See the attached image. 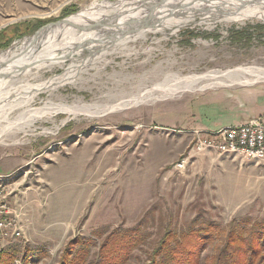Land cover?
I'll return each instance as SVG.
<instances>
[{"label":"rangeland","instance_id":"rangeland-1","mask_svg":"<svg viewBox=\"0 0 264 264\" xmlns=\"http://www.w3.org/2000/svg\"><path fill=\"white\" fill-rule=\"evenodd\" d=\"M116 1L0 0V53L48 24L78 18L93 4ZM189 1L187 11L196 17L211 13L210 5L203 3L212 0ZM180 2L170 0L169 8ZM166 4L156 0L150 6L155 19L162 17L158 14ZM259 4L264 6V0L243 7ZM150 11L143 20L152 17ZM203 19L192 20L175 33L153 31L145 39L129 40L130 55H105L103 61L82 67L72 84L41 91L30 105H0V111H10L0 112V187L7 193V217L21 229L19 237L0 236V250L14 244L27 246V264H59L64 248L91 241L87 261H96L108 243V249L112 244L118 247L104 257L107 264H148L166 231L172 230V244L190 232L191 249L203 246L201 259L208 260L223 247L230 227L239 226L244 234L252 231L253 237L235 242L236 248L246 254L249 246H259L264 252V230L255 227L264 221V163L192 149L195 131L203 134L241 123V117L256 110L259 97H264V79L255 80L257 73L240 75L241 84L227 81L177 91L166 99L94 116H69L60 110L64 105H115L162 84L168 73L188 76L244 66L264 69V19L224 21L211 15L208 25L199 23ZM238 34L248 39L239 40ZM100 35L91 36L98 42ZM124 38L40 70L28 85L59 77L72 62L102 53ZM27 107L58 110L50 119L46 115L34 121L30 133H13L8 125L24 123L26 112L20 110ZM181 161L183 167L178 168ZM124 231L136 240L115 236ZM111 236L116 240L106 242ZM243 252L238 257H244ZM114 253L117 257H110ZM14 264L21 262L16 259Z\"/></svg>","mask_w":264,"mask_h":264},{"label":"bare ground","instance_id":"bare-ground-1","mask_svg":"<svg viewBox=\"0 0 264 264\" xmlns=\"http://www.w3.org/2000/svg\"><path fill=\"white\" fill-rule=\"evenodd\" d=\"M155 1L156 0H118L113 3L102 2L99 4H93L90 8L84 10L78 18H69L73 20H69L70 22L62 21L53 25V27L40 30L32 38L23 39L19 43L12 45L5 52L0 53V97L6 98L5 100H0V105H3V108L5 107V104H13L14 107L18 103H23L24 106L30 105L32 99L37 97V94L41 91L47 89L53 90L59 85L62 86L64 83L72 84L74 82V76H76L77 73H79L78 71H80V69L85 65L91 64V66H93L96 60L103 61L105 55L112 53L119 52L125 55H130L132 48L128 47V41L137 40L139 38L145 39L148 33L153 31H156L157 33H166L167 31L175 33L180 27L187 26L189 23H194L192 20L195 21L200 18L205 19L199 20V23L208 25L207 21L211 15H215L216 18H220L224 21H237L248 17L264 19V10L260 9V7L262 8L264 6L261 4H259L260 6L257 7H243L245 5L257 2V0H242V4H237L234 8L232 6L229 7V5L235 4L237 0L204 1V5H210L207 10L209 9L211 13L200 17H196L194 12L187 11V7L191 6L192 4V2L189 0H181V2L176 5V8L174 5L172 9L169 8L170 0H159L162 3L164 2L167 4L162 6V8H166H163L164 11L158 15L163 17V15L167 12L172 13H167L169 15L166 14V17H159V19H155L157 14L152 11V17H147L144 21L143 19L145 12L150 11V6ZM225 3H227V5ZM147 4L149 5L147 6ZM216 4L225 7H216ZM144 5H146V7ZM141 8L144 9L142 13L139 14L138 11ZM145 9L146 11H144ZM157 9H161V7ZM120 15H130V18H135L124 19L125 17H121ZM172 15H177L180 17L169 19V17ZM219 15H222V18ZM153 20L155 22L152 23L151 21ZM138 21L144 22L143 24H135V26H133L134 24H130L132 22ZM111 24H113L114 27H112ZM177 25H179V27H176ZM93 34H102L99 36L101 37V40H98V42L94 40L91 36ZM121 36L125 37L123 39L125 41L121 40L119 43L114 44L112 48L107 49L102 53H92L93 56L84 58L80 63L72 62V64H70V68H68L65 73L63 72V75L59 77L54 76L41 83L28 85L29 79L36 77L40 70L49 69L54 65L61 64L65 59H71L74 56H78L80 54L78 52L83 53L89 52L91 50L94 51V48L100 47L101 45L110 44L112 41L117 40ZM88 54L91 53L89 52ZM250 72L257 73L255 80L264 79V69H253L245 66L235 67L225 71L212 70L201 75L193 74L188 76H178L174 73H168L164 76V81L162 84L153 85L151 89L145 92H139L128 100L121 102L119 101L115 105H64V107H60V110L62 109L64 112L68 113L69 116L71 114H90L94 116L95 114L104 113L106 111H115L118 109L137 106L143 103L153 102L157 99H166L168 97H172V95L177 91L203 89L209 86L227 84L225 83L227 81L229 82L228 84H241V78L238 77L246 73L250 74ZM170 83H172V85H169ZM9 92L13 94L10 95L14 96V98L10 100L7 98L10 96L8 94ZM57 110L58 108H22L20 112H26V120L24 123L18 124L15 127L11 126V124L8 126L9 128L11 127V129L13 128V133L20 131L30 133L29 131H31L30 128L32 127V123L34 121L46 115V118L50 119L52 113H57ZM0 112L4 113L5 115L10 113L9 109L5 110V112L3 110ZM87 116L90 117L89 115ZM43 132L47 133L48 131H46L44 128ZM0 141H3V139Z\"/></svg>","mask_w":264,"mask_h":264},{"label":"trees","instance_id":"trees-1","mask_svg":"<svg viewBox=\"0 0 264 264\" xmlns=\"http://www.w3.org/2000/svg\"><path fill=\"white\" fill-rule=\"evenodd\" d=\"M237 37L239 38V40H243V38L248 39L247 36L240 37L239 34ZM246 221L247 219L243 221V224H245ZM230 225H234V223H231ZM255 227L257 228V230L258 229L264 230V221L255 224ZM166 232L167 233H165L163 240H161L158 243L153 254H151L148 264H264V252L259 246L255 249L249 246L246 254L243 251L239 250L242 249L241 247L238 246L236 248V244H234L235 242H240V241L243 242L244 239H246L247 242V240H252L253 237V235L251 234L252 231H249L248 235L247 233L244 234L242 227L239 226L230 227V229L226 233L227 234L226 241L223 244V247L218 250L215 257L211 259L209 258L208 260H206V257L203 260L201 259V252L202 250H204L203 246L202 247H200L201 245L198 247L195 246V248L193 246V249H191L192 243L190 238L191 236L190 232L185 233L186 235H182V239L180 238L178 240L176 238L174 244L171 243V240L174 238L173 231L167 230ZM115 236L118 237L119 239H122V241L135 238L131 235H128V233H126L125 231L117 233ZM110 239H108L106 242L111 243L112 241L116 240V238L113 236H111ZM201 240L203 241L204 239L202 238ZM75 245L76 244H71L70 249L68 250L64 248L61 254V258L59 260V264H107L104 257L107 254H109L110 250H112L113 247H118V245L112 244V246H110V249H108V243H107L104 246H102V249H100L99 253L95 257L96 261L94 260L87 261L88 259L86 258V256L89 252V247L94 244L91 241H89V242H84L82 246L79 248L77 247L73 248ZM121 247L125 248L123 247V245H121ZM126 249L128 250L129 253V249H130L129 243H127ZM26 251H27V246L21 248V246L16 244L1 249L0 264H14V261L16 259L19 260L21 264H27L29 258H26ZM239 252L241 253L243 252L245 254L244 257L242 255L238 257L237 254ZM122 254H125L124 250ZM111 256L117 257V253L111 254L110 257Z\"/></svg>","mask_w":264,"mask_h":264},{"label":"built area","instance_id":"built-area-1","mask_svg":"<svg viewBox=\"0 0 264 264\" xmlns=\"http://www.w3.org/2000/svg\"><path fill=\"white\" fill-rule=\"evenodd\" d=\"M195 134L192 148L195 151L210 150L219 155H236L247 161L264 163V119L261 117L203 134L195 131ZM183 164L184 161H181L176 166L182 168ZM3 189L0 187V236L19 237L20 227L7 217L10 208L6 200L7 193Z\"/></svg>","mask_w":264,"mask_h":264},{"label":"crops","instance_id":"crops-1","mask_svg":"<svg viewBox=\"0 0 264 264\" xmlns=\"http://www.w3.org/2000/svg\"><path fill=\"white\" fill-rule=\"evenodd\" d=\"M259 100H260V105H258L256 107V110H253L252 113L244 115L243 117H241L239 122L245 123V122L249 121L253 117H261V116L264 119V97L262 98V95H261L259 97ZM253 103H256V100ZM241 123L230 124V125H237V124H241Z\"/></svg>","mask_w":264,"mask_h":264},{"label":"water","instance_id":"water-1","mask_svg":"<svg viewBox=\"0 0 264 264\" xmlns=\"http://www.w3.org/2000/svg\"><path fill=\"white\" fill-rule=\"evenodd\" d=\"M151 12L152 11H150V14H151ZM148 18H150L149 16H147ZM64 20H66V19H64ZM64 20H61V21H59V22H57V23H51V24H48V25H46V26H44L43 28H41V29H44V28H46V27H48V26H53V25H55V24H58V23H60V22H62V21H64ZM145 21V20H144ZM143 21H138V22H132V23H130V24H134L133 26H135V24H137V23H142ZM132 27V26H131ZM40 29V30H41ZM37 34V33H36Z\"/></svg>","mask_w":264,"mask_h":264}]
</instances>
